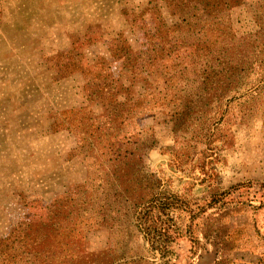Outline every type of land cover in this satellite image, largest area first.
<instances>
[{
  "label": "rangeland",
  "instance_id": "rangeland-1",
  "mask_svg": "<svg viewBox=\"0 0 264 264\" xmlns=\"http://www.w3.org/2000/svg\"><path fill=\"white\" fill-rule=\"evenodd\" d=\"M165 1L0 0V235L41 219L48 243L78 241L111 264H159L127 203L139 186L128 192L100 155L129 133L145 144L132 176L139 167L172 206L170 264H264V0H237L209 17L237 62L233 82L211 91L209 64L191 54L207 14L192 0L188 15L169 14ZM154 8L157 59L131 81L109 55L113 36L123 32L134 49L149 42ZM134 14L143 22L130 30ZM106 74L154 103L113 125L99 90ZM69 112L82 117L78 127ZM67 225L81 231L69 237ZM48 249L47 258L69 254Z\"/></svg>",
  "mask_w": 264,
  "mask_h": 264
},
{
  "label": "trees",
  "instance_id": "trees-1",
  "mask_svg": "<svg viewBox=\"0 0 264 264\" xmlns=\"http://www.w3.org/2000/svg\"><path fill=\"white\" fill-rule=\"evenodd\" d=\"M168 1L169 2H165L168 10H170L169 14L188 15L185 5H187L190 0ZM192 1L194 6H199L201 15L207 14L208 16L205 23V30L201 31L200 36L193 37V42L195 43L193 50H195V52L193 53L192 51L191 54L197 58L201 56V59L209 64L206 77L209 90L211 91L214 87L210 88V85H216L220 80L226 81L229 79V83L233 82L232 78L236 74L237 62L231 61V51L228 50L229 48L226 45V33L212 28L209 17L215 12L235 6L237 0ZM141 12H146V8ZM149 15L151 16L152 23L156 22L155 25L151 27L149 42L141 43L140 48L134 49L127 39V36L123 32H118L113 36L112 45L109 50L110 57L119 62V67L123 69V73L132 79L131 81H135L138 78L141 81V74H148L146 70L152 68L157 59L156 52L154 51L156 50L154 42L157 37L156 33H158L160 28L157 23L162 20L161 11L159 8H154L149 12ZM141 18V14L138 16L137 14L129 16V18L126 19L129 29L133 30L141 21L143 22ZM162 30V33L166 35L169 27H165ZM212 62H216V66H219V72L212 68L213 65H210ZM216 74H219V77L217 76L218 79L212 81L211 79ZM105 76L107 77L106 82H101L99 90L103 91L105 94L103 98L111 105V123H113V125L119 123V120L125 122L127 120L130 122L135 111L142 110L146 106H149L148 102L154 103L155 100L152 96H149L148 101H144L141 95L132 96V94H130L133 85L132 82L128 85H123L122 82L119 83L117 77L107 76V74ZM105 76L102 79H105ZM116 94H119V96L117 97ZM183 116L184 112H178L175 113L173 118L179 119L181 124H184L187 117ZM81 119L82 117L80 115L69 112L67 123L78 127ZM55 122H57L56 119H53V123ZM127 134L124 141L119 142L111 139L107 142L106 145L101 147L102 149L105 148V150H100V155L106 159L107 157L111 159L112 171L115 173V176L119 174L118 172L125 175L126 178L119 177V179L122 178L123 181L127 180L128 192L131 193V191H133L135 184L139 186V192L134 196L130 195L127 200L129 207L135 212L136 227L144 231L151 249L159 250L161 253L162 259L159 264H170L167 256L169 252V235H167L166 227L168 221L171 220V217H169V210H171L172 206L168 198L163 197L161 199L159 196L155 195V185L148 184L149 181L146 180L147 176L139 167L138 171H141V176H132L134 170L132 168L135 166V163L141 161L145 144L142 142L140 143V141H131V134ZM117 145L121 146V149H119ZM132 179L133 183H130ZM139 206L141 208L137 210ZM67 226L70 227V225ZM77 230V227H70L66 234L69 237L70 234L77 236V233L81 231ZM47 233L46 226L41 219H32L15 234L13 232H7L0 235V264H111L112 262V259L103 252L99 254L85 252L78 241L64 239V241L59 243L54 241L48 243ZM50 246L55 248L57 246L58 248L63 246V250L68 251L69 254H60L59 258L55 256L47 258L49 257L48 248Z\"/></svg>",
  "mask_w": 264,
  "mask_h": 264
}]
</instances>
